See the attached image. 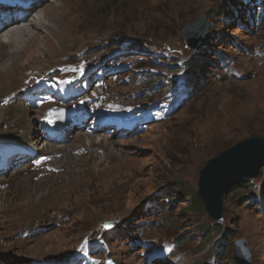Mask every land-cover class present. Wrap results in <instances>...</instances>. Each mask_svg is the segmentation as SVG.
<instances>
[{
	"label": "rangeland",
	"instance_id": "1",
	"mask_svg": "<svg viewBox=\"0 0 264 264\" xmlns=\"http://www.w3.org/2000/svg\"><path fill=\"white\" fill-rule=\"evenodd\" d=\"M21 1L32 5L24 16L15 13L26 19L47 0ZM44 13L47 20L59 16L66 44L50 37V53L32 52L15 81L0 86V149L23 146L35 157L13 159L0 172V264H236L241 239L251 264H264V169L225 195L220 222L194 201L209 160L264 137V0H68ZM203 18L209 33L192 50L182 32ZM40 79L77 82L82 99L64 109L83 103L98 112L113 103L126 114L139 107L142 119L165 105L171 114L127 134L92 132L90 119L81 131L108 138L91 149L77 140L80 131L65 134L63 125L56 130L62 141L51 143L41 120L55 105L21 100ZM22 112L37 118L39 144L63 146L60 153L37 154L29 128L26 134L3 121ZM106 221L118 225L105 231ZM99 238L108 250L98 247ZM85 241L89 248L78 252Z\"/></svg>",
	"mask_w": 264,
	"mask_h": 264
},
{
	"label": "bare ground",
	"instance_id": "2",
	"mask_svg": "<svg viewBox=\"0 0 264 264\" xmlns=\"http://www.w3.org/2000/svg\"><path fill=\"white\" fill-rule=\"evenodd\" d=\"M46 1V0H45ZM68 0H47L46 3H44L41 8H39L37 12L33 14L32 17L22 19L24 18V14L29 12V10H9V9H0L1 12L5 14H10L7 17V20L2 19V15L0 14V86L4 85L6 82L11 84V81H15L16 75H14L15 70H19L21 67V71L23 66H21V62L24 60L31 62L32 58L31 53L36 51V53H39L40 55H45L47 53H50L52 50L50 37H54L57 39L59 45L63 47V44L66 42L64 41V37L60 35L61 31H58L59 26L58 24V15H54V18L52 20H47L46 14L44 13L45 10L49 7H52L53 9H56L59 3L66 4ZM33 2H35L33 0ZM37 2V1H36ZM35 2V3H36ZM42 3V2H40ZM39 4V3H36ZM35 4V5H36ZM63 7V6H62ZM38 8V6H37ZM64 8V7H63ZM36 9V8H35ZM62 10V9H61ZM18 12H23V16L19 14H15ZM41 20L40 22H38ZM3 25V26H2ZM53 26L56 27V30L53 28ZM39 31H44L45 36L42 37V35L39 33ZM64 44V45H65ZM42 48V50L40 49ZM54 48V47H53ZM38 51V52H37ZM24 71V70H23ZM17 73V71H16ZM21 74V73H20ZM29 90V89H28ZM27 90V91H28ZM22 92L18 91L17 93ZM25 94V92H24ZM23 93L21 95H24ZM80 106H83V103L80 104ZM12 107V106H11ZM10 106L7 108V110H10ZM0 107V112H1ZM29 111V108H27L25 111ZM27 111V112H28ZM0 119H1V113H0ZM3 121L6 122L8 125H17L22 126V130L24 133L27 134V128H29L33 133L31 134L33 136L32 144L34 143V152H38L37 154L40 155V153L44 152H54V153H60V149H63V146L56 147V146H47L44 145L43 147L39 144L43 136L42 134L38 132L37 128V118L36 117H30L25 114V112H22L18 115L13 114L11 117L7 116L3 118ZM91 124V122H90ZM61 125L65 126V134L71 133L70 130H72V127L68 126L67 122H63L62 120H59L57 123V127H60ZM68 126V128L66 127ZM73 131V130H72ZM80 131L79 136L77 140H80L82 143H84L86 147L93 148L95 145L105 144L108 142L107 137L98 138L95 136H92L86 132ZM70 138V136L68 137ZM145 140H139V144H143ZM13 146V145H12ZM67 149V146H64V151ZM112 153L116 152L111 147ZM67 156V155H66ZM69 158V156H68ZM72 159V157H70ZM16 160V159H15ZM100 159H97V162ZM14 163V161H13ZM102 163V160H100V165ZM23 169H26V166L22 167ZM21 168V169H22ZM69 184V183H68ZM104 227L101 225V228ZM74 260L71 259V262Z\"/></svg>",
	"mask_w": 264,
	"mask_h": 264
},
{
	"label": "water",
	"instance_id": "3",
	"mask_svg": "<svg viewBox=\"0 0 264 264\" xmlns=\"http://www.w3.org/2000/svg\"><path fill=\"white\" fill-rule=\"evenodd\" d=\"M208 20L186 27L183 38L190 49H198L209 33ZM264 169V137H252L236 143L218 156L209 160L199 173L197 196L207 215L215 222L223 219L224 197L241 181L255 179ZM109 230L117 222H103ZM111 225V227H107ZM236 264H251L250 249L246 240L236 242Z\"/></svg>",
	"mask_w": 264,
	"mask_h": 264
},
{
	"label": "trees",
	"instance_id": "4",
	"mask_svg": "<svg viewBox=\"0 0 264 264\" xmlns=\"http://www.w3.org/2000/svg\"><path fill=\"white\" fill-rule=\"evenodd\" d=\"M259 176H262V170L260 171L259 173ZM248 180H244V181H241L239 183L240 186H245V183H247ZM178 186V185H177ZM178 190L179 192H181V194L183 196H187V191H184L181 187H178ZM194 201H195V204L198 206V207H201L202 206V202L200 201V199L198 197H195L194 198ZM210 240V235H209V231H207V233L204 235L202 241L203 243L202 244H205L206 242H208Z\"/></svg>",
	"mask_w": 264,
	"mask_h": 264
},
{
	"label": "snow or ice",
	"instance_id": "5",
	"mask_svg": "<svg viewBox=\"0 0 264 264\" xmlns=\"http://www.w3.org/2000/svg\"><path fill=\"white\" fill-rule=\"evenodd\" d=\"M50 122H51V121H50ZM107 227H109V228H110V227H111V225H109V226H107ZM109 264H111V262H109Z\"/></svg>",
	"mask_w": 264,
	"mask_h": 264
}]
</instances>
